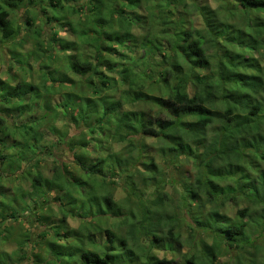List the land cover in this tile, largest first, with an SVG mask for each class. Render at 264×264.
Segmentation results:
<instances>
[{"label": "trees", "instance_id": "trees-1", "mask_svg": "<svg viewBox=\"0 0 264 264\" xmlns=\"http://www.w3.org/2000/svg\"><path fill=\"white\" fill-rule=\"evenodd\" d=\"M65 1L0 0L1 38L18 36L11 10L19 5L28 26L41 19L39 33L52 30L29 76L37 82L0 78V264H214L221 250L244 248L253 216L264 223V170H251L264 161V69L253 55L263 58L264 0ZM47 5L59 14H46ZM77 13L83 19H67ZM137 54L148 57L138 72L127 61ZM138 134L193 164L191 181H175L179 203L169 191L144 198L121 147L117 161L102 156L108 138L124 139L129 154ZM124 169L117 198L112 174ZM9 219L16 225L2 227Z\"/></svg>", "mask_w": 264, "mask_h": 264}, {"label": "rangeland", "instance_id": "rangeland-1", "mask_svg": "<svg viewBox=\"0 0 264 264\" xmlns=\"http://www.w3.org/2000/svg\"><path fill=\"white\" fill-rule=\"evenodd\" d=\"M46 4L47 3L45 2L44 5L46 6ZM61 6L62 7L67 6V3L65 0H61ZM58 7H60V6H58V5H53V6L47 5L45 13L48 15L53 14V15L57 16L59 14V11H60V10L58 11V9H60ZM32 10H34V9H32ZM153 11L158 18L160 16L159 10H157V8H154ZM11 15H12L11 18H12L14 25L16 27H19V34L14 39H9V40H5V39L0 37V78L10 80V77H9L10 74L16 75L17 77L26 75L25 77H27V78L26 79L23 78L21 80L29 82L30 79H33L34 82H37L38 77H36V76L29 77V76L31 73L35 74L36 61H38V58H40L43 55L42 50L50 49V48H48V46H49L48 41L52 37V36H50L52 34V30H49V28L46 27L45 28L46 31L44 33H41V32L39 33L38 28H42L45 24L44 22H42L41 19L36 20V22L34 23L35 24L34 27H36V28L33 29V27L31 25L28 26L26 24V22H24L25 17L28 14L26 13L25 8L20 6V5H19V7L15 8L14 10H11ZM30 15H32V17L35 18V15L33 12H30ZM59 16H61V15H59ZM83 17L84 16L81 13H77V14H74L72 16H70V14H69L67 19L71 18L72 20L76 21L77 19H79V20L83 19ZM58 19H61V18L58 17ZM186 19L188 21H190L192 25H197L198 16H196L193 12H188ZM58 21H61V20H58ZM54 25H56L58 27L62 26L61 23L58 24L56 22L53 23V26ZM37 31H38L39 36H37V34H36ZM59 35L62 37H65L66 39H70L71 41H73V39H76L75 35L72 34L70 30L69 31L68 30L60 31ZM18 45H21V46H18ZM42 46L44 48H41ZM40 48H41V50H39ZM12 51L13 52L15 51L19 56H16V53L13 54ZM253 55L257 59V67L264 69V53H263V58L260 56L259 53H257V51L253 52ZM137 59H139V60L137 61ZM127 61H128V63H134L133 68L135 69V71L138 72V69L140 70L141 67H143L145 65L147 66L148 57L144 54H140V55L137 54V55H133L131 58H127ZM137 62L140 64V66L138 65ZM21 64L25 68H28L29 71L23 69V67L21 68ZM27 64L30 65L31 69ZM64 71L66 72V70H64ZM247 71L256 73V71L253 69H247ZM9 83L13 84L12 80H10ZM112 87L116 91V89L119 90V89L123 88V84L121 82H119L116 85L114 84L113 86H110L111 89H113ZM109 93H112L111 90ZM29 94L32 95L33 92L30 91ZM261 95L264 97V92H262ZM86 105H87V102L84 99H82L80 106L85 109ZM7 106L10 107V105H7ZM222 108L223 107H219V109H221V110H222ZM87 111H89V109H87L86 112ZM10 114L13 115L12 112ZM22 117L24 118V115ZM25 117H27V119L30 118V117H28V115H26ZM188 118H190V117H188ZM8 119H9V121H11L10 118H8ZM20 119L21 118H18V120L17 121L15 120V121L17 123H19ZM225 123H226L225 120H223L222 124H220V125L218 124V122L217 123L213 122V125L210 127V134L213 135L214 134L213 131L215 129H218L219 127L225 126ZM230 129H232V128H230ZM43 131H46V130H43ZM121 132H124V129H122ZM234 135L237 139L238 138L240 139V137L242 138V136H243L240 132H236V134H234ZM52 138H53L52 136L47 134L46 140H49ZM132 138H133L132 139L133 141H132L131 146L129 147V149L131 150L129 154L125 149L127 142L124 139H120V141L119 140L117 141V140L108 138V141L110 142L111 145L109 144L110 145L109 151H107L106 147L102 146V148L100 149V151L102 150V156L108 155L107 159H110L111 161L112 160L117 161V157L115 158V156H114L115 154L112 152L115 150H118L119 147H121L122 148V150H121L122 156H123L122 158H128V160H129L128 166H127L128 171L131 172V175H133V180L136 182V184L143 187V190L145 192L144 198H146V197L149 199L153 198L154 194L156 193L155 191H157V190L169 191L171 193V196H172L171 199L175 203H177V202L179 203L180 196H178L179 194L177 195V192L179 190H178V185H176L175 181L179 182V183L181 182L182 179H187V180L191 181V178H193V174L195 173V170L193 168V164L190 163L189 160L183 158L182 155L176 157L174 155V153L168 152L167 150H165V152H162L160 150L161 145H159L157 143V141L152 137L143 136L141 134H138V136L133 135ZM104 145H105V143H104ZM128 146H129V144H128ZM45 159L50 161V159H53V156L52 155L41 156V162L45 161ZM24 163L25 162L22 161L21 164L24 165ZM151 163H153L155 165V167H153V165H151ZM244 163H245V161L242 160L241 164H244ZM112 166H114V165H112ZM127 169L123 170V172H124L123 176H120L119 179H118V175L112 174V172H109V174L108 173L104 174L105 177H107L109 175L108 180H110L111 174L116 177L118 187L115 188L116 191H114V194H115V197H117V198L121 197L124 194L123 189L127 188V185L124 182L125 175H127L126 174ZM251 170L256 171L254 173L260 174L264 170V161L253 162V168ZM0 171H2L4 174L7 173V171H4L2 169H0ZM253 171L251 172V175H252ZM8 172H10L9 169H8ZM145 173L154 176L153 180L146 179V182H145V179L143 177V175ZM17 182H18L17 180L8 181L6 183V185L9 186L10 188H12L16 184L19 183V182L18 183ZM171 183L174 185V187L172 186ZM221 184L225 185L224 182H221ZM25 186H26L25 180H22L20 187L26 188ZM87 190H88V192H87L88 196L91 194L92 191H94L90 187H87ZM84 202H86V201L84 200ZM181 202H183V204H185L184 201H181ZM242 205H244V204L242 203ZM254 208H256V210L259 211V206H255ZM6 214H7V212H6ZM253 219L255 220V223L254 224L250 223V224H253L255 226L254 227L253 226L252 227L247 226V232L246 233H247L248 237L250 238L249 243L245 244L244 248L234 247V248L230 249L229 251L226 249L221 250V252H223V253L214 260V264H240V263L247 264L251 260H254V262L256 264L260 263L261 259L264 256V223L259 224L261 221L258 218V216L254 215ZM13 223H15V221L13 219H9L6 221L2 220L1 226L3 227L6 225H11ZM76 223L77 222H72L73 225H76ZM15 225H16V223H15ZM204 238H206L205 240L207 243H209V244L212 243L211 238H207L206 235H204ZM210 252H211V250H210ZM157 254H158V256L165 255L166 257L175 258V255H173L171 253H163L160 251V252H157ZM211 254H212V252H211ZM62 263H63V261H62Z\"/></svg>", "mask_w": 264, "mask_h": 264}, {"label": "crops", "instance_id": "crops-1", "mask_svg": "<svg viewBox=\"0 0 264 264\" xmlns=\"http://www.w3.org/2000/svg\"><path fill=\"white\" fill-rule=\"evenodd\" d=\"M16 185H17V184H16ZM16 185H15V186H16Z\"/></svg>", "mask_w": 264, "mask_h": 264}]
</instances>
